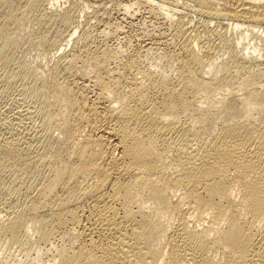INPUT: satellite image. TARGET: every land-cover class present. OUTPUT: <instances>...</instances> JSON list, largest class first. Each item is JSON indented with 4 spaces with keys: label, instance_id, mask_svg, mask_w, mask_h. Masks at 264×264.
<instances>
[{
    "label": "bare ground",
    "instance_id": "obj_1",
    "mask_svg": "<svg viewBox=\"0 0 264 264\" xmlns=\"http://www.w3.org/2000/svg\"><path fill=\"white\" fill-rule=\"evenodd\" d=\"M19 1L0 0L1 66L15 44L30 40L10 33ZM163 1L119 2L124 16L143 4L148 19L161 20L139 26L133 48L93 46L88 28L76 36V7L49 15L64 34L37 19L59 58L45 75L23 62L15 73L32 79L42 147L32 141L43 151L28 159L0 141V169L9 166L23 184L35 166L48 174L24 184L25 201L0 219L3 246L24 249L1 253L0 264H264V0L189 1L195 12L230 22L235 39L225 60L206 56L184 22H174L177 5ZM45 2L24 0L27 8ZM166 22L173 32L159 29ZM104 28L100 36L114 34ZM249 34L256 38L244 46Z\"/></svg>",
    "mask_w": 264,
    "mask_h": 264
},
{
    "label": "rangeland",
    "instance_id": "obj_2",
    "mask_svg": "<svg viewBox=\"0 0 264 264\" xmlns=\"http://www.w3.org/2000/svg\"><path fill=\"white\" fill-rule=\"evenodd\" d=\"M103 3H102V2ZM111 1V2H110ZM129 2V1H132V0H58V2L55 4V6H52L50 7L49 5V0H47V2H45V4L47 3L48 5H44L41 6V7H35V8H27L24 4V0H20L19 3H17V14H16V17L18 19L17 23L15 24H11L10 25V33L11 35H16V34H19L18 36V39L20 38V35L22 36H27L30 38L29 41L27 42H23V43H17L14 45V48L12 50V58L11 59H8L6 61H1L2 62V66L0 65V127L3 129V128H7V131H5L6 129H0V133L4 135V137H1L3 135L0 134V141L2 143H8L12 141V144L11 145H16L17 148L19 149V151L21 152V156L23 155L24 158L27 157L28 159H35L36 157L35 156H38L42 151L43 149L41 148L42 147V144L40 142V139L41 137L38 135L40 131H42V126H41V123H40V120H39V117H38V112L34 109V112H33V109L30 108L33 107L34 105V101H32L33 98H31V96H33L32 94V91H31V88L32 85H33V82H32V79L31 77H27V76H20V75H16V63L17 62H23V63H26L29 68H30V71L32 70H37V72L45 75L46 74V71L50 68L49 66H53L54 65V62H56L59 58V55L60 52L56 50V48L54 46H52L53 42L56 40L55 37L53 35H47L48 33L44 32L42 28H40V25L37 21V19L42 15V17L45 18V22L48 24L49 26V30H52V31H55V32H60L61 34H64L65 30H63V27L61 29L60 27V23L56 20H53L54 18H50L49 15L52 13V14H55V13H59V12H62V10H66L69 9L70 7H76L75 9H77V11H75L74 9V21L75 24L77 23L78 24V29H76V26L72 23L69 27V29L71 30V28H75L77 31H76V36L80 35L81 32L83 33L84 30H87L90 31V33L95 37L93 38L92 37V41H93V46H102L103 44H106L109 45L110 47H114V46H117L119 45V48L120 47H128L129 48V45H131L130 47L133 48L135 45L137 46L138 44H140V41H138L137 39V35L139 34L140 32V27L142 29V26L143 24H148V26H152L153 24L156 26L157 22L158 21H161V20H158V19H155L154 18H149L148 19V15L147 14V10H146V6H143L139 4L138 5H135V8H136V14L134 16H124V13L121 12L123 11L120 7H121V3L119 2ZM135 1V0H133ZM163 1V0H161ZM190 0H164L163 2L165 3H168V4H172V6H175L174 8H177V12L178 14H176L177 16H175L174 18V22L177 23L178 21H182L184 23L183 27L185 28V33L187 34V36L192 39L193 41L195 40V42L197 43L198 46H201L200 49L203 50L202 52H204L206 54V56H209L210 55L215 59H217L216 57H219L217 60H222V59H227L228 56L230 55V52L232 51L231 47H232V44H230V40L231 39H235L234 36H231L233 34H230L232 33L231 29L229 28L228 26V22L227 20H224L223 19H220V18H217V19H214V18H211L209 16V18L206 16H203V14H199L197 12L194 11V9L192 8L193 6V3L192 2H189ZM87 2V3H86ZM118 2V3H117ZM173 2V3H171ZM90 3V4H89ZM94 4L92 6V4ZM104 4L103 6L100 5ZM106 3V4H105ZM175 3H179V4H175ZM83 4H88V9L83 13L82 12V9H81V5L83 7ZM99 5L98 6H96ZM118 4V9L117 8V5ZM121 4V5H119ZM187 4V5H186ZM190 4V6L188 5ZM108 5V6H106ZM46 6V7H45ZM138 6V7H137ZM187 8H186V7ZM49 7V8H48ZM92 7V8H90ZM98 9H97V8ZM100 7H102L101 9H99ZM103 7L105 9H107L105 11V9H103ZM142 7V8H141ZM189 7V8H188ZM48 8V9H47ZM182 8V9H181ZM191 8V9H190ZM44 9H47L46 11ZM95 9V10H94ZM97 9V10H96ZM103 9V10H102ZM117 9V10H116ZM133 9H134V6H133ZM144 9V10H143ZM100 12H99V11ZM44 11L46 13V16H43L44 14ZM50 11V12H49ZM97 11V12H96ZM104 11V12H103ZM108 11V12H107ZM120 11V13H119ZM181 11V12H180ZM78 12V13H77ZM118 12V13H117ZM146 12V13H145ZM42 13V14H41ZM76 13V14H75ZM91 13V14H89ZM96 13V14H95ZM99 13V14H98ZM139 13V14H138ZM51 14V15H52ZM86 14V15H85ZM94 14V15H93ZM112 14V15H111ZM122 14V15H121ZM199 14V15H198ZM45 15V14H44ZM50 15V16H51ZM105 15V16H104ZM111 15V16H110ZM114 15V16H113ZM86 16V17H85ZM103 16V17H102ZM137 16V17H136ZM89 17V18H88ZM93 17V18H92ZM122 17H124V20L122 19ZM147 17V18H146ZM181 17V18H180ZM186 17V18H185ZM112 18V19H111ZM120 18V20L118 21V19ZM178 18V19H177ZM57 19V18H56ZM97 19V20H96ZM102 21H101V20ZM128 19V20H127ZM145 22H144V20ZM147 19V20H146ZM151 19V20H150ZM181 19V20H180ZM187 19V20H186ZM209 19V20H208ZM213 19V20H212ZM87 22V23H84V21ZM89 20V21H88ZM92 20V21H91ZM99 20V21H98ZM104 20V22H103ZM115 20V21H114ZM118 22H117V21ZM150 20V21H149ZM158 20V21H157ZM177 20V21H176ZM185 20V21H184ZM189 20V21H188ZM191 20V21H190ZM211 20V21H210ZM73 21V22H74ZM91 21V22H90ZM99 23H98V22ZM108 21V22H107ZM113 21V22H112ZM130 21V22H129ZM137 21V23H136ZM148 21V22H147ZM188 21V22H187ZM207 21V22H206ZM58 22V23H57ZM96 22V23H95ZM112 22V23H111ZM132 22V24H131ZM142 22V23H141ZM144 22V23H143ZM187 22V23H186ZM206 22V23H204ZM83 23V24H82ZM107 23V24H106ZM114 23H116L118 26L121 24V29L123 31H120V32H117V35H116V32H114L117 28V25H114ZM119 23V24H118ZM130 23V24H129ZM135 23V25H134ZM150 23L152 25H150ZM167 23V22H166ZM162 24V26L159 25V29L161 31H164L166 34L167 32L170 33L171 31L173 32V25L169 26V23L167 24ZM174 23V25H175ZM105 24V25H104ZM207 26H204L206 25ZM88 25V26H87ZM90 25V26H89ZM112 25V26H111ZM138 25V26H137ZM142 25V26H141ZM226 25V26H225ZM95 28H94V27ZM116 26V27H115ZM123 26V28H122ZM140 26V27H139ZM93 27V28H92ZM102 27V28H101ZM106 28V30L108 32H114L113 35H110L108 37H102L100 36V33L99 31L103 28ZM109 30H108V28ZM115 29H114V28ZM127 27V28H126ZM172 27V28H171ZM191 27V28H190ZM226 27V28H225ZM56 28V29H55ZM90 28V29H89ZM104 28V29H105ZM114 30H113V29ZM131 28V29H129ZM208 28V29H206ZM65 29V27H64ZM158 29V28H157ZM57 30V31H56ZM82 30V31H81ZM86 30V31H87ZM92 30V31H91ZM99 30V31H98ZM137 30V31H136ZM226 30V31H224ZM63 31V32H62ZM94 31V32H93ZM125 31V32H124ZM133 31V32H132ZM160 31V32H161ZM193 31V32H192ZM135 32V33H134ZM224 32V33H223ZM261 32H264L263 29H260L259 30V33ZM80 33V34H78ZM122 33V34H121ZM228 34L230 37L229 38H225L226 35ZM99 34V35H98ZM135 34V35H134ZM46 35V36H45ZM119 35V36H118ZM125 35V36H124ZM225 35V36H224ZM227 35V36H228ZM251 34H249L248 38L244 39L242 42L243 45L245 46L247 44V41L248 40H254V38H256L253 34V36L251 37L250 36ZM130 36V37H129ZM224 36V37H223ZM114 37V38H113ZM119 37V38H118ZM126 37V38H124ZM108 38V39H107ZM116 38V39H115ZM130 39L129 41H131L129 44L127 42V39ZM104 39V40H103ZM114 39V40H113ZM122 39V40H120ZM125 39V40H124ZM137 39V41H136ZM110 40L112 42H110ZM257 41V39H255ZM106 41V42H105ZM109 41V42H108ZM116 41V42H115ZM101 42V43H99ZM122 42V43H121ZM103 43V44H102ZM111 43V44H110ZM118 43V44H117ZM125 43V44H124ZM134 43V44H133ZM138 43V44H137ZM246 43V44H245ZM121 44V45H120ZM113 45V46H111ZM123 45V46H122ZM125 45V46H124ZM127 45V46H126ZM73 46V44H72ZM135 46V47H136ZM231 46V47H230ZM69 48L71 49V46L69 45ZM67 48L66 51H67V54L71 53V50ZM55 49V51H54ZM70 50V51H69ZM261 53L263 52L262 50L259 51V49H257V51L255 53ZM58 53V54H57ZM66 53V52H65ZM208 53V54H207ZM56 54L58 56V58H56ZM66 54V55H67ZM61 56V55H60ZM55 57V58H54ZM227 57V58H226ZM222 58V59H221ZM57 59V60H56ZM1 64V63H0ZM32 68V70H31ZM16 70V71H15ZM15 73V74H13ZM27 77V78H26ZM26 79V81H25ZM28 79L31 81H28ZM79 81V79H78ZM30 82V83H28ZM80 82V81H79ZM26 83V84H25ZM30 85L29 87L27 86ZM26 86V87H25ZM29 88H30V91H29ZM32 93V94H31ZM28 97V98H27ZM31 98V100L29 99ZM29 101V102H28ZM31 101V102H30ZM29 103V105H28ZM32 103V104H31ZM31 104V105H30ZM23 106V107H22ZM28 106V107H26ZM35 106V105H34ZM8 109V110H7ZM15 109V110H14ZM26 109H31V112L27 111ZM19 110V111H18ZM15 111V112H14ZM27 111V112H26ZM23 112V114H22ZM26 114H25V113ZM29 112V114H28ZM21 113V114H20ZM37 113V114H36ZM33 114V115H32ZM35 114V115H34ZM19 115V116H18ZM21 115H24V116H21ZM31 115V116H30ZM37 115V116H36ZM36 116V117H35ZM23 117V118H22ZM25 117V118H24ZM28 117V118H27ZM30 117V118H29ZM35 117V118H34ZM34 120V121H33ZM36 121V123H35ZM2 122V123H1ZM33 122V123H32ZM30 123V124H29ZM33 125H32V124ZM2 125V126H1ZM38 125V126H37ZM40 125V126H39ZM28 127V128H27ZM37 127V128H36ZM39 127V128H38ZM26 128V129H24ZM33 128V129H32ZM35 128V129H34ZM20 129V130H19ZM24 129V130H23ZM41 129V130H40ZM9 130V131H8ZM32 130V132H31ZM37 130V131H35ZM40 130V131H39ZM13 133L11 135V133ZM17 131V132H16ZM21 131V132H20ZM28 131V132H27ZM8 132V133H7ZM24 132V135H23V139H24V136H26V140L28 142H31V144L27 143L26 140L23 141L22 139V135ZM26 132V134H25ZM36 132V134H35ZM8 135H6V134ZM17 133V134H15ZM21 133V134H20ZM29 133V134H27ZM15 134V135H14ZM20 134V137H21V141H20V138H19V135ZM32 134V135H31ZM41 134V132H40ZM56 134V132H55ZM31 135V137H30ZM36 135H38L37 137H35ZM5 136L7 137L8 139V142H7V139L5 138ZM10 136L11 139L9 138ZM15 136L17 138H15ZM34 136V138H33ZM31 138V141L29 140ZM2 138H5V140L3 139L2 141ZM14 139H15V142H14ZM35 141V143H37L38 141V145L39 146V149H38V145L36 144V146H33L35 145L34 142L32 141ZM11 140V141H10ZM19 140V141H18ZM38 140V141H37ZM6 141V142H4ZM17 141V142H16ZM23 141V142H22ZM19 142V144H18ZM16 143V144H15ZM20 148H19V146ZM27 144V145H26ZM30 148H29V147ZM33 146V147H32ZM29 149H28V148ZM36 147V148H35ZM26 148V149H25ZM37 149V150H36ZM42 149V151H41ZM22 150V151H21ZM34 150H35V153H34ZM26 153H25V152ZM39 151V152H38ZM41 151V152H40ZM24 152V153H23ZM37 152V153H36ZM36 154V155H35ZM42 154V153H41ZM35 155V156H33ZM7 167V166H6ZM6 167L3 166L2 169H0L1 171L3 170V168H5V170L2 171V174H0V208L2 206V208L4 210H2V208L0 209V219H3L7 217V215L9 214L8 212H12L14 211V207L17 205L16 203H22L23 201H25V196L26 195V185H28V182H30V187L34 186L37 183H39L41 180V177L44 175L46 176L48 174V171L46 170L47 166L43 165L42 164L40 165V167L38 166H35V168L33 167L31 169V174L30 175V179L32 180H28L24 183L26 185H24L22 183V181L19 179V178H16L17 176L15 174H13L12 172V169L8 166L7 170H6ZM43 168L44 171H42L41 169ZM11 170H10V169ZM10 170V171H9ZM5 171V172H4ZM39 171H41L43 173L39 174ZM11 172V173H10ZM47 174H46V173ZM15 175V177H14ZM42 175V176H41ZM40 176V177H38ZM2 177V178H1ZM37 178V181H35ZM43 178V177H42ZM2 179V180H1ZM39 179V181H38ZM32 184V185H31ZM23 185V186H22ZM28 185V186H29ZM22 187V188H21ZM31 187V188H32ZM21 188V189H20ZM23 189V190H22ZM36 189V188H35ZM34 190V189H31V191ZM23 193V194H22ZM32 194V192H30ZM30 193H28L29 195H31ZM9 196V197H8ZM18 196V197H17ZM24 197V199H23ZM7 198V199H6ZM7 202H6V200ZM17 199V200H16ZM14 200V201H13ZM5 201L6 204L3 205V202ZM11 204H9L10 202H12ZM16 201V202H15ZM19 201V202H18ZM14 202H15V206H14ZM8 205V206H7ZM11 205V206H10ZM13 205V207H12ZM11 209H8L10 208ZM7 208V209H6ZM9 210V211H7ZM3 211V212H2ZM7 211V212H6ZM4 215V216H3ZM3 217V218H2ZM33 239H36L35 238V234L32 235ZM56 237V236H55ZM58 237L57 238H54V241H57ZM3 239L0 237V245L1 247L4 245L3 243ZM11 244V245H10ZM9 243V244H6L5 246H3L6 251L5 252H2L4 251L5 249H1L0 247V254L3 253V256H5L6 254L7 255H10L12 256L13 254H20L22 253L21 251L24 250L20 247H18L19 245L14 243ZM9 245V246H8ZM17 245V246H16ZM28 245V244H27ZM26 245V246H27ZM8 246V247H7ZM13 248H12V247ZM25 246V245H24ZM23 246V247H24ZM28 247V246H27ZM17 248V251H15ZM19 248V249H18ZM10 251H9V250ZM21 249V250H20ZM2 250V251H1ZM14 250V251H13ZM20 250V252H18ZM13 251V252H12ZM9 252V254H8ZM31 252V254H30ZM29 254V258H32L34 256V252L35 251H30ZM4 253H6L4 255ZM28 254V255H29ZM33 254V255H32ZM20 255H23L20 254ZM29 258H27L29 260ZM46 259V258H45ZM27 260V261H28Z\"/></svg>",
    "mask_w": 264,
    "mask_h": 264
}]
</instances>
